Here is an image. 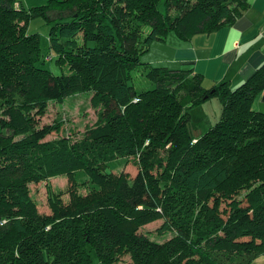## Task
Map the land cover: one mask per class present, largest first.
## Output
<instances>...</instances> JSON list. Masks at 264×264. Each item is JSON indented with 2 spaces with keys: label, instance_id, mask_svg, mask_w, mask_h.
<instances>
[{
  "label": "trees",
  "instance_id": "1",
  "mask_svg": "<svg viewBox=\"0 0 264 264\" xmlns=\"http://www.w3.org/2000/svg\"><path fill=\"white\" fill-rule=\"evenodd\" d=\"M249 7L49 0L27 8L0 0V264H117L125 256L132 264H253L264 255V181L253 201L228 189L244 149L264 156V63L242 85L208 89L193 69L141 62L172 33L183 42L213 35ZM39 18L50 26L47 53L29 31ZM138 71L149 88L136 86ZM85 88L98 120L82 139L47 140L63 124L33 128L34 112ZM212 98L221 118L192 149L200 137L188 134L193 109ZM130 164L134 177L123 170ZM173 173L175 187L165 181ZM61 176L67 189L51 190V214L42 213L30 186ZM159 220L157 233L176 231L166 243L140 233Z\"/></svg>",
  "mask_w": 264,
  "mask_h": 264
},
{
  "label": "rangeland",
  "instance_id": "2",
  "mask_svg": "<svg viewBox=\"0 0 264 264\" xmlns=\"http://www.w3.org/2000/svg\"><path fill=\"white\" fill-rule=\"evenodd\" d=\"M16 1H21L25 7L31 8L34 6L46 5L49 0ZM29 31L31 33H38L40 35L43 51L47 53L49 51L48 36L50 26L39 18L31 22ZM174 35L175 34L172 33L168 37V39L174 37ZM160 43H154L152 51H149L147 54L141 56V62L148 63L154 57H156L158 58V60H160L156 62L162 64L153 66L173 68L171 64L165 61L172 60L174 51L164 48L167 43ZM47 67H49L56 73L58 72L57 66L55 65L54 61H48ZM134 80H136V86L139 89L150 87L149 81L145 79L139 71L134 72ZM183 102L188 103L189 100L184 99ZM192 113L193 121L189 124L188 134L189 136L192 134L193 137L200 135V137L197 139H192L191 141H189L188 145L192 149H198V147H195V144L206 139L208 134V131H206L207 127L210 129V127L219 122L221 118V102L218 98H212L204 105L193 109ZM34 114L35 122L33 123V128L39 129L46 125L63 124V128L61 129L60 134L54 133L47 138V140L50 141L60 137H70L73 140L78 141L82 139L85 131L89 127L95 125L98 120L97 110L92 104V92L88 91L87 88L76 94L66 96L61 100L48 102L46 108L42 113L34 112ZM192 145H194V147ZM250 150V148L243 150L239 161L233 168L234 172L229 180L231 182L228 186L232 198H248L252 200L250 194H259L256 189L260 185L259 182L264 181V156L256 150ZM154 158L158 157L154 156L153 159ZM162 158L171 159L172 157L169 155ZM173 167L174 166H172V168ZM123 170L125 172H129L132 177L136 176L137 174L136 167L131 164L125 166ZM165 181H169L168 183L171 186L175 187L179 184L178 181L181 180L173 173L172 175H168V179ZM244 183L245 185L241 187V185ZM67 187L68 179L62 176L55 177L49 182H43L38 185L30 186L31 192L39 205V210L45 214H51V209L48 205V196L50 195L51 190H66ZM187 201H190V199H187ZM189 203L190 202H188V204ZM192 206L196 208L199 205L196 206V204H194ZM181 211L182 209H180L177 213ZM162 224V220L156 221L155 223H150L142 227L140 229V233L146 235L150 240L156 241L158 243H166L176 235V231H172L166 234L157 233V229H159ZM95 257L96 255H94V258ZM117 264H132V261L130 259V256H125L122 258V261Z\"/></svg>",
  "mask_w": 264,
  "mask_h": 264
},
{
  "label": "crops",
  "instance_id": "3",
  "mask_svg": "<svg viewBox=\"0 0 264 264\" xmlns=\"http://www.w3.org/2000/svg\"><path fill=\"white\" fill-rule=\"evenodd\" d=\"M248 3L250 7L233 26L213 35H198L191 42H183L175 35L167 39L164 48L174 54L165 62L173 68L193 69L203 76V85L208 89L223 80L234 87L242 85L264 63V0ZM156 61L160 60L154 57L150 63L162 64ZM261 101L264 103V94ZM253 264H264V255Z\"/></svg>",
  "mask_w": 264,
  "mask_h": 264
}]
</instances>
